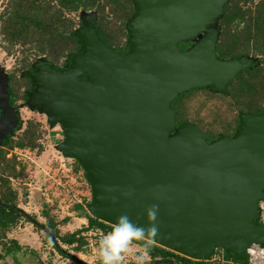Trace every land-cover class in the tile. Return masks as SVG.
<instances>
[{"label":"water","instance_id":"obj_1","mask_svg":"<svg viewBox=\"0 0 264 264\" xmlns=\"http://www.w3.org/2000/svg\"><path fill=\"white\" fill-rule=\"evenodd\" d=\"M130 1L126 53L102 44L96 16L84 17L74 33L79 52L63 70L41 59L22 75L33 87L25 106L45 115L50 126H61L58 151L85 174L91 218L112 227L127 214L143 226L146 209L158 205L153 245L195 262H209L220 252L249 264L248 250L264 249L257 214L264 202V111L240 113L232 138L207 144L196 127L176 128L171 109L191 90L225 94L252 66L245 58L215 56L216 25L229 0ZM12 113L0 117V147L17 126ZM41 230L59 250L50 232Z\"/></svg>","mask_w":264,"mask_h":264},{"label":"trees","instance_id":"obj_2","mask_svg":"<svg viewBox=\"0 0 264 264\" xmlns=\"http://www.w3.org/2000/svg\"><path fill=\"white\" fill-rule=\"evenodd\" d=\"M0 8V49L9 58L18 55L20 79L11 75L9 88L15 103L24 102V91L31 90L30 81L21 75L31 73L32 67L41 59L50 68L62 70L68 65V57L79 52L74 33L82 27V19L88 15L96 16L95 33L102 44L117 54L127 51V25L133 16L130 0H0ZM216 29V58L220 61L245 58L252 62V66L229 83L225 94L212 93L208 89L191 90L181 94L171 104L176 115V128L183 123L196 127L207 144L219 137L232 138L239 125L240 113L261 115L264 111V0H229ZM181 46L187 50L192 43H182ZM39 126L28 122L18 138L12 139V134L0 147V203L3 205L0 206V260L22 252L19 244L9 235L21 219L29 222V218L17 207L18 195L10 185L11 180L22 177L24 168L15 157H7L15 149L37 150L40 153ZM19 128L20 125L16 131ZM74 168L75 171L81 170L77 163ZM89 204L86 208L77 205L73 210L78 218L87 221V228L59 240L75 253L82 252L86 245L83 232L96 230L105 235L111 230V226L88 215L86 209ZM33 225L47 229L58 239L56 225L49 218L44 226L36 222ZM45 237L52 244L49 236ZM133 244L143 248L142 242ZM56 252L64 259L77 261L60 248ZM215 254L213 252L209 262H195L153 245L148 258L150 264H212ZM37 261L42 264L39 259Z\"/></svg>","mask_w":264,"mask_h":264},{"label":"rangeland","instance_id":"obj_3","mask_svg":"<svg viewBox=\"0 0 264 264\" xmlns=\"http://www.w3.org/2000/svg\"><path fill=\"white\" fill-rule=\"evenodd\" d=\"M179 50L184 51L181 44ZM17 59L18 55L9 58L0 49V78L6 80L8 75H14L16 79H20ZM18 103L23 104V101ZM18 118L20 128L13 133L12 139L22 134L28 122H33L40 125L38 144L42 151L38 153L37 150H17V155L12 153L7 157H15L24 168L22 177L10 181L12 190L18 195L17 207L30 220L41 226L46 225L47 218L53 221L58 232V239L55 240L61 250L75 257L82 264H99L98 241L104 235L100 231L83 232L82 237L86 245L80 253H75L72 248L63 246L59 241L62 237L87 228V221L78 218L73 210L77 205L86 208V204L91 200V190L83 171H75V161L66 159L58 151V146L63 142L61 126L59 124L50 126L45 115L33 112L29 108L19 110ZM45 236V232L40 228L21 219L11 231L9 238L19 244L23 255L33 260L34 264H38L37 259L42 264H77L62 258L54 250L53 243L51 244ZM142 250L143 248L133 244L127 253L126 264H131L132 259ZM222 256V253L216 252L212 264H234L224 257L225 255L221 262L216 261ZM147 264H150L148 257Z\"/></svg>","mask_w":264,"mask_h":264},{"label":"clouds","instance_id":"obj_4","mask_svg":"<svg viewBox=\"0 0 264 264\" xmlns=\"http://www.w3.org/2000/svg\"><path fill=\"white\" fill-rule=\"evenodd\" d=\"M146 225H139L127 215L117 218L111 230L98 241L99 264H126L129 248L134 242H142L143 250L131 264H147L149 251L159 234V206L152 205L145 211Z\"/></svg>","mask_w":264,"mask_h":264},{"label":"flooded vegetation","instance_id":"obj_5","mask_svg":"<svg viewBox=\"0 0 264 264\" xmlns=\"http://www.w3.org/2000/svg\"><path fill=\"white\" fill-rule=\"evenodd\" d=\"M30 86H31V84H30ZM9 88H10V75H8V77H7L6 80L0 78V117L3 115V112L4 111L10 109V111H13V113H12L13 117L14 118H15V116L17 117V126H18V123H19V121H18V119H19L18 118V112L21 109L27 108L25 106L26 100L23 102V104L18 103V102H16V103L13 102V98H12L11 94L9 93ZM32 91H33V87L32 86H31V90L30 91H28V92L27 91H24V94L26 95V98H27V95L30 94ZM4 92H6L7 95L4 94ZM11 120H12V117H11ZM11 120H9V121H11ZM17 126L14 129V131H12L11 133H9V135H7V136L4 137V140L8 136L12 135L16 131ZM5 130H6V128L3 129V132H5ZM0 131L2 132V129ZM4 140H3V142H4Z\"/></svg>","mask_w":264,"mask_h":264},{"label":"built area","instance_id":"obj_6","mask_svg":"<svg viewBox=\"0 0 264 264\" xmlns=\"http://www.w3.org/2000/svg\"><path fill=\"white\" fill-rule=\"evenodd\" d=\"M17 155V150H13L9 152V156ZM257 214H258V225L264 227V202H260L257 206ZM249 254V264H264V249H261L259 246H252L248 250ZM223 257H219L218 260L222 261Z\"/></svg>","mask_w":264,"mask_h":264},{"label":"crops","instance_id":"obj_7","mask_svg":"<svg viewBox=\"0 0 264 264\" xmlns=\"http://www.w3.org/2000/svg\"><path fill=\"white\" fill-rule=\"evenodd\" d=\"M67 262V261H66ZM33 260L25 257L23 253H19L16 256H6L0 260V264H34Z\"/></svg>","mask_w":264,"mask_h":264}]
</instances>
